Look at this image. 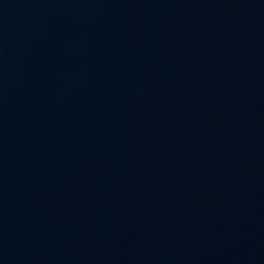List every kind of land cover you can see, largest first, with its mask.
<instances>
[{
	"label": "water",
	"instance_id": "obj_1",
	"mask_svg": "<svg viewBox=\"0 0 264 264\" xmlns=\"http://www.w3.org/2000/svg\"><path fill=\"white\" fill-rule=\"evenodd\" d=\"M264 122V0H0V264H163Z\"/></svg>",
	"mask_w": 264,
	"mask_h": 264
}]
</instances>
